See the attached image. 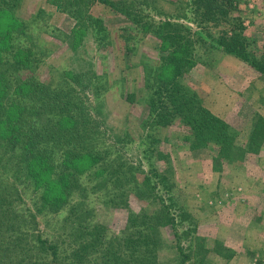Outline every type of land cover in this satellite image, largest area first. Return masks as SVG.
I'll use <instances>...</instances> for the list:
<instances>
[{
	"label": "rangeland",
	"instance_id": "rangeland-1",
	"mask_svg": "<svg viewBox=\"0 0 264 264\" xmlns=\"http://www.w3.org/2000/svg\"><path fill=\"white\" fill-rule=\"evenodd\" d=\"M110 1L119 4L121 0ZM185 2L147 0L142 10L134 13L137 17L133 21L98 0L88 4L76 0L63 7L52 6L47 0H19L16 3L0 0V31L7 30L5 33L12 38L19 37V33H25V25L33 22L26 30L35 39L27 44L25 35L22 36L21 48L24 50L20 49L13 56L3 57V46L0 45V60L13 64L9 70L5 69L6 76L23 88L22 94L30 96L10 94V97L19 104L18 109L14 107L17 111L24 110L25 106L51 110L39 117L33 125L36 128L50 122L59 133L61 130L67 132L66 140L73 145L90 135L94 137L92 145L95 146L88 150L95 153L96 168L101 166L100 160L105 162L104 175L108 183L130 179L141 181L148 173L149 162L158 171L170 169L172 194L195 223V231L188 239L185 236L177 238L169 226L162 227L157 239L142 240V235L149 234L145 225L132 226L128 233L121 232L127 213L122 207L113 205L112 185L107 183L104 190V184L97 186L96 180L100 179L97 174H92V167H83L78 174L87 194L81 199L92 208L91 217L83 225L91 228L99 224L104 239L114 245L121 237L125 239L121 242H130L132 247H123L126 264H137L130 259L134 252L148 253L145 259L149 264H179L175 248L179 243L184 250L189 243L186 241H191V261L195 264H264V231L245 230L253 209L248 206L254 201L264 208L260 201L264 197V139L258 142L257 151L248 152L233 162L222 159L215 169L213 158L219 149L216 144L191 149L180 125H159L151 129L147 121L150 88L152 81L158 78L157 72L163 65L161 57L165 54L161 40L151 27V19L163 20L166 14H184ZM230 6L231 15L244 22L243 34L248 49L264 63V38L255 31L260 33V28L254 29L258 11L255 0H231ZM159 10L165 15H160ZM88 15L103 21L109 35L106 44L96 41L97 34L88 23ZM15 18L21 24L16 33L12 32L14 27L10 29ZM180 20L197 32L193 23ZM145 25L149 26L148 33H145ZM223 26L208 29V34L217 37L224 30ZM203 36L196 51V63L184 75L183 81L203 108L229 125L235 143L246 147L260 123L259 118L264 117V76L218 49L212 44V38ZM25 51L28 52L26 61ZM35 83L45 89L44 94L55 93L54 97L48 99L45 95L42 100L31 99L32 95H37L34 94L37 87L29 88L28 85ZM9 101L4 99V104ZM62 112L76 119V127L66 129L64 118L60 116ZM74 128L79 138H76ZM46 146L51 149L50 166L46 164L41 171L34 166L28 169L17 155L19 149L5 152L1 148L0 169L20 196L12 209L22 220L21 230L24 232L25 222L34 217L35 224L29 225L27 230L58 247L57 256L51 258L50 255L49 264H73L68 234L72 228L63 223V218L71 204L81 200L82 192H76L57 212L45 206V182L55 176L62 154L60 145L50 143ZM215 176H218L217 184ZM126 187L125 197L131 210L143 214L154 210L149 200L135 196L136 189L133 190L131 185ZM73 217L71 221L82 223V219ZM133 235L135 239H130ZM92 259L96 260L93 256ZM88 262L89 259L85 264Z\"/></svg>",
	"mask_w": 264,
	"mask_h": 264
},
{
	"label": "trees",
	"instance_id": "trees-1",
	"mask_svg": "<svg viewBox=\"0 0 264 264\" xmlns=\"http://www.w3.org/2000/svg\"><path fill=\"white\" fill-rule=\"evenodd\" d=\"M16 1L19 0H10L12 3H16ZM74 1L76 0H47L50 5L55 7L70 5ZM78 1L88 4L95 0ZM98 1L118 10L122 15L133 21H136L137 17L134 13L141 11L142 6L147 4V0H121L119 4L110 0ZM230 1L186 0V10L183 9L184 14L165 15L162 10H159V14L165 15V18L163 20L151 19V27L155 35L161 40L163 53L165 52V54L161 57L163 65L160 64L162 67L157 72L158 78L156 81H152L150 88L152 91L147 100L149 109L147 121L151 129L159 125H180L185 131L184 138L188 141L191 149H199L210 144H216L219 149L217 155L213 158L215 169H218L220 166L218 161L222 159L233 162L234 159H242L248 152L257 151L256 147L260 145L259 141L264 139V117H260V123L253 130L247 146L237 145L229 125L208 109L203 108L201 101L196 95L189 92L183 81L184 75L196 63L195 55L201 45L200 40H204L203 35L206 38H212V44L218 49L245 62L264 76V63L259 61L254 53L248 49L243 34L245 30L244 22L240 17L231 15ZM152 9L154 10L155 8ZM6 12L9 15V11ZM87 18L94 34H97L96 41L99 44H106V41H109V35L103 21L92 15H88ZM182 18L193 23L198 28L197 32L182 22L180 20ZM32 23L25 25V33H19V37L12 38V35L5 33L7 30L5 32L0 31V45L1 47L3 46V52H1L3 57L7 54L13 56L24 50L21 48V42L24 41L22 36L25 35V43L27 44L28 41L35 40L27 32ZM10 25V29L14 27L12 32L16 33L21 24L15 18ZM220 25H224V30L217 37L208 34V29H213ZM0 27L2 26L0 25ZM148 29L149 26H147L145 33H148ZM34 47L35 44L33 42ZM27 54L28 52L25 51V61ZM12 65L11 61L0 60V68L2 69L0 71V148L5 152H16L19 149L17 155L25 162V166L28 169L34 166L41 171L46 164H49L51 155V149L46 145L55 143L62 147L61 160L57 166L56 174L46 180L45 192L43 193L45 195V206L54 212L59 211L76 192H82L80 199L82 196H87L85 194L86 188L82 187L78 180V174L83 167H92V174H97L100 179L96 180V185L104 184L103 190L107 188L106 184L108 182L105 181V167L103 166L105 162L100 160L101 166H97V170L95 163L97 164L98 161L95 153L88 150L91 146H95L94 144L92 145L94 137L92 138L90 135L73 145L66 140L67 132L61 130L59 133L55 126L49 124L50 122L47 126L40 128L33 126L40 116L51 112V110L46 111L39 106L28 108L25 106L22 111L16 110L19 104L12 101L13 98L12 96L10 97V94L24 97L26 94H22L23 88L19 84H13V81L10 80L11 78L6 76L5 69L9 70ZM28 87H37L34 90V94L37 95L35 97L32 95L31 99L39 98L38 100H42L45 95L50 99V97L55 95V93L51 94L50 92L44 94L43 90L45 89L40 87V83L29 84ZM26 97L29 98L30 96L27 95ZM4 99L10 101L4 104ZM12 102L13 105H11ZM60 116L64 118L66 129H72L73 126L76 127V119L73 116H68L64 112ZM76 132L75 130V136L79 138ZM160 155L163 157L162 153ZM167 162H169L167 164H170V161ZM2 173L4 174L5 172L0 169V264H49L50 255L51 258L56 257L58 247L49 244L48 240L41 238L39 234L35 235L30 230H27L29 225L31 227L32 224H35L34 217L25 222V231L21 230L22 220L19 214L12 209L17 201L20 200V196L17 189L8 182L7 178L3 177ZM34 173L36 174L37 172ZM108 185H112L114 192L113 197L115 200L113 205L122 207L127 213L125 227L120 230L121 232L126 231L128 233L131 231L132 226L145 225L146 229L149 230V234L146 236L142 235V240L157 239L158 235L161 234L162 227L165 226H169L174 230V235L177 238L185 236L188 239L191 238L190 234L194 233L195 223L193 219L172 194L173 183L170 179L169 168L158 171L149 162L148 173L141 178V181L138 182L135 179L112 181ZM130 185L133 190L136 189L134 194L137 198L149 200L150 204L153 205L154 210L150 214L138 213L130 209L127 197H125L128 190L126 186L130 187ZM91 215L92 208L87 205L85 199L71 204L70 208L67 209L63 223L67 227L72 228V231L68 233L71 239L70 261L73 264H85L87 259H89L87 264H90V262L97 264V261L98 264H126V253L123 251V247L130 248L132 244L130 242H121V240L125 241L121 237L117 245H114L111 241L104 239L103 231L97 226L99 224H95L91 228L84 226L83 222L89 219ZM73 216L82 219V223L71 221ZM178 233L181 235L179 236ZM130 239H135L134 235ZM186 242L189 243L184 250L179 246V243L176 245L178 248H175L179 264H195L191 261V241ZM206 252L205 250L203 259H205ZM147 255L148 253L146 252H134L130 259H132L131 262L133 263L149 264L145 259ZM92 256L96 260L92 259Z\"/></svg>",
	"mask_w": 264,
	"mask_h": 264
},
{
	"label": "crops",
	"instance_id": "crops-1",
	"mask_svg": "<svg viewBox=\"0 0 264 264\" xmlns=\"http://www.w3.org/2000/svg\"><path fill=\"white\" fill-rule=\"evenodd\" d=\"M255 4L257 5L258 11H256V24L257 27H254V29L260 28L261 32L259 33L257 30L256 33L264 38V0H255ZM213 177V176H212ZM218 176H215L216 184L218 183ZM261 201V205L264 206V197ZM259 204H254V201L249 205L248 207L252 206L253 209L250 212V218L248 219V222L246 223L245 230L250 232H255L256 230L264 231V208L259 207ZM247 214V213H246Z\"/></svg>",
	"mask_w": 264,
	"mask_h": 264
}]
</instances>
